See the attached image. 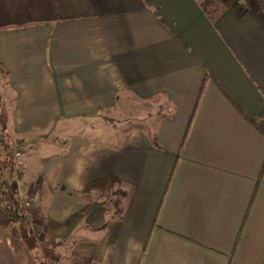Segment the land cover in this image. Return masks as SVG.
I'll return each mask as SVG.
<instances>
[{
	"label": "crops",
	"instance_id": "0c3cea01",
	"mask_svg": "<svg viewBox=\"0 0 264 264\" xmlns=\"http://www.w3.org/2000/svg\"><path fill=\"white\" fill-rule=\"evenodd\" d=\"M203 2L0 0L9 134L53 148L34 166L54 264H264V0L213 21ZM137 105L151 122L111 120ZM105 177L116 215L81 192ZM37 259L0 224V264Z\"/></svg>",
	"mask_w": 264,
	"mask_h": 264
},
{
	"label": "rangeland",
	"instance_id": "374dc122",
	"mask_svg": "<svg viewBox=\"0 0 264 264\" xmlns=\"http://www.w3.org/2000/svg\"><path fill=\"white\" fill-rule=\"evenodd\" d=\"M0 86H5V81L2 76H0ZM1 110L4 113V117L6 118L2 102ZM134 110L135 113L133 114H119L118 116H115L117 118H113L111 120L115 122H127L132 125H145L153 120V115L149 113V107L145 105H137L134 106ZM100 122L101 121H97L95 119H86L84 121V123H87L91 126L94 124L96 128L98 125H100ZM54 135V133H49L48 135L43 137V139L51 140L52 137H56L57 134L55 136ZM6 141V143L0 142V165L7 167L0 171V183L4 181L12 184L16 195L22 200L24 204L27 215L30 218L33 216L37 223V225L34 226L35 234L37 236L36 238H38L39 236L44 238L45 233L42 230V226L44 225V215L43 211L41 210L43 207L42 205L46 201V189L44 177H42L43 175L38 172L37 166H34V158H42L41 160L44 161V158L50 155L53 148H51L48 143L44 142L37 143L31 141L30 143L23 145V140L15 139L11 136V134H9L8 127ZM5 144L8 145L7 148H3ZM27 157H33L30 159V163L28 161H24V159H26ZM4 204L5 200L0 192V222L4 215ZM39 252V249L34 251V254L37 256V258H40ZM57 264H64V262H60V260H58Z\"/></svg>",
	"mask_w": 264,
	"mask_h": 264
},
{
	"label": "trees",
	"instance_id": "16d2710c",
	"mask_svg": "<svg viewBox=\"0 0 264 264\" xmlns=\"http://www.w3.org/2000/svg\"><path fill=\"white\" fill-rule=\"evenodd\" d=\"M214 6V0H205L202 5L205 13L211 21H213L220 12V10L214 9ZM210 7H213L212 10H208ZM6 140L7 120L1 110L0 102V142L6 143ZM150 140L155 144V136L152 135ZM7 147V144L3 146V148ZM5 168L7 167L0 165V171ZM90 190H96L104 197L103 204L107 211H110L113 215L120 212V198L123 196V190L120 188V182L117 179L113 177H105L88 182L82 187L81 192L85 193ZM0 192L5 200L3 206L4 215L0 222L1 226L7 228L9 234L18 239L29 252L33 253L35 249H39L40 258L38 259V264H54L52 259L54 249L59 243H61V241H38L32 228L31 218L27 215L24 204L16 195L12 184L2 181L0 183ZM70 257L68 264H89V260L87 259L79 258L77 256Z\"/></svg>",
	"mask_w": 264,
	"mask_h": 264
}]
</instances>
